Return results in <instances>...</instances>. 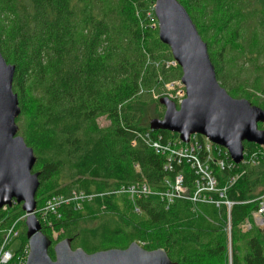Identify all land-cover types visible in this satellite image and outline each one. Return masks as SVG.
Masks as SVG:
<instances>
[{
  "label": "trees",
  "instance_id": "1",
  "mask_svg": "<svg viewBox=\"0 0 264 264\" xmlns=\"http://www.w3.org/2000/svg\"><path fill=\"white\" fill-rule=\"evenodd\" d=\"M179 1L208 43L221 84L232 96L264 108V0ZM153 5L154 0H0V51L16 66L18 133L34 149V171L40 173L37 209L73 190L96 195L80 207L63 205L60 216L50 215L51 225L37 213L42 230L53 244L69 237L73 248L89 253L137 241L147 250L164 248L179 264H264V230L241 229L253 218V200L264 193V159L215 170L236 202L231 254L224 206L186 198L168 205L160 194L177 171L192 190L195 174L187 163L166 170V156L146 141L147 134L163 143L179 138L150 129V121L164 115L159 100L166 84L182 73L168 65L173 56L158 36ZM256 147L245 142V151ZM141 180L154 193L134 200L114 193ZM25 215L19 203L0 209V246L11 227L20 230L21 248L27 246ZM49 252L54 257L53 246Z\"/></svg>",
  "mask_w": 264,
  "mask_h": 264
},
{
  "label": "water",
  "instance_id": "2",
  "mask_svg": "<svg viewBox=\"0 0 264 264\" xmlns=\"http://www.w3.org/2000/svg\"><path fill=\"white\" fill-rule=\"evenodd\" d=\"M158 36L169 46L182 70L186 96L177 103L163 96L164 115L150 121L151 130L177 133L187 143L193 134L204 135L225 147L233 161L244 158L245 142L264 145V108L243 97H234L217 78L208 43L204 41L186 7L179 0H154ZM16 66L0 51V209L22 205L25 211L29 253L26 264H179L164 248L145 249L134 241L126 248L93 253L73 248L72 238L54 243L42 230L36 214L40 186L34 149L19 134L16 122L21 113L13 82ZM53 246L54 257L49 250Z\"/></svg>",
  "mask_w": 264,
  "mask_h": 264
},
{
  "label": "built area",
  "instance_id": "3",
  "mask_svg": "<svg viewBox=\"0 0 264 264\" xmlns=\"http://www.w3.org/2000/svg\"><path fill=\"white\" fill-rule=\"evenodd\" d=\"M152 13H154L153 9ZM149 16L153 18L151 13H149ZM168 65L177 66L178 63L172 59V61L168 62ZM167 86L168 83L166 84V88ZM169 86H172V90H175L176 87L178 90L175 95L167 91L166 96L179 105L186 96L184 84L179 80L178 83L174 81ZM146 141L157 153L166 156V170L175 171L176 165L187 163L194 171L195 180L192 190L185 185L184 174L181 171H177L173 179H166V186L160 194L167 200V204L169 205L177 198H186L194 203L204 202L213 203L217 207L224 206L227 211V225L230 229L231 209L236 202L227 196L228 185H219L215 170H229L241 164H259L260 160L264 159V145L257 144L253 152L244 150V158L240 164H237L233 161L229 151L225 147L212 142L204 135L193 134L187 143L183 142L180 138L163 143L161 137L152 139L147 134ZM239 176L238 174L232 176L229 180L230 184H233ZM114 193H126L134 200L138 196H147L154 192L147 180H141L123 184L114 190ZM95 196V194H86L77 190H73L69 195H56L48 199L43 209H36V214L39 213L42 220L51 225L49 220L50 215L60 216V209L63 205L75 203V205L80 207L84 201L91 200ZM253 201L257 202L253 217L264 226V193ZM135 210L137 212L140 211L139 207H135ZM19 235L20 230L16 227L6 230L0 246V264H26L29 253L28 244L25 248H20L15 252L10 249V246L19 238Z\"/></svg>",
  "mask_w": 264,
  "mask_h": 264
},
{
  "label": "rangeland",
  "instance_id": "4",
  "mask_svg": "<svg viewBox=\"0 0 264 264\" xmlns=\"http://www.w3.org/2000/svg\"><path fill=\"white\" fill-rule=\"evenodd\" d=\"M153 6H154V5H153ZM157 24H158V22H157ZM172 59H173V57H172ZM172 59L169 60V61H172ZM172 66H173V67H176V66H174V65H172ZM178 66H179V65H178ZM181 76H182V73H181ZM179 80H181V77L175 78L174 80L170 81L169 83L171 84V83L174 82V81H176V82L178 83ZM169 83H168V86H167V88H166V92L168 91L169 93H173V94L175 95V93H176V91L178 90V88L176 87L175 90H172V86H169V85H170ZM161 110H162V109H161ZM164 111H165V108H164ZM105 123H106V122H105L104 120L101 121V124H102V125L105 124ZM261 126L264 127V124H261ZM138 170H139V167H138ZM77 191H78V190H77ZM24 219H25V217H24ZM41 219H42V218H41ZM43 221H44V220H43ZM252 227H255V228H261V229L264 230V226H262V225L260 224L259 221H256L254 217L252 218L251 221L246 220V221L241 225V229H242L244 232L249 231ZM25 228H26V227H25ZM25 228H24V229H25ZM227 228H228L227 233H228V240H229V253L231 254V243H230V238H231L232 227L229 229V226L226 225V229H227ZM53 235H54L55 238L57 237V233H54ZM73 243H74V245H76V241H74ZM22 244H23V240H22L21 238H17V239L15 240V242L10 246V249H11L12 251L15 252L16 250H18V249L21 248ZM229 264H231V263H229Z\"/></svg>",
  "mask_w": 264,
  "mask_h": 264
},
{
  "label": "flooded vegetation",
  "instance_id": "5",
  "mask_svg": "<svg viewBox=\"0 0 264 264\" xmlns=\"http://www.w3.org/2000/svg\"><path fill=\"white\" fill-rule=\"evenodd\" d=\"M262 128H264V127L262 126Z\"/></svg>",
  "mask_w": 264,
  "mask_h": 264
}]
</instances>
